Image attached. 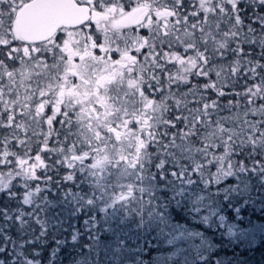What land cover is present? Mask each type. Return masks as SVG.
Segmentation results:
<instances>
[{
    "label": "snow or ice",
    "instance_id": "obj_1",
    "mask_svg": "<svg viewBox=\"0 0 264 264\" xmlns=\"http://www.w3.org/2000/svg\"><path fill=\"white\" fill-rule=\"evenodd\" d=\"M79 173L87 206L140 216L159 187L264 183V0H0V236L46 237L49 185Z\"/></svg>",
    "mask_w": 264,
    "mask_h": 264
},
{
    "label": "trees",
    "instance_id": "obj_2",
    "mask_svg": "<svg viewBox=\"0 0 264 264\" xmlns=\"http://www.w3.org/2000/svg\"><path fill=\"white\" fill-rule=\"evenodd\" d=\"M239 183L226 178L217 191L201 181L179 196L173 187H159L158 203L140 216L109 197L87 206L86 197L99 189L91 173H79L75 183L49 185L46 237L36 236L35 224L31 231L14 224L12 239L0 236V264H264V183L251 177L246 190H230ZM105 184L116 190L114 181ZM19 188L12 186L13 199L0 190V208L19 207ZM201 196L215 209L208 221L195 210ZM86 216L95 224H85Z\"/></svg>",
    "mask_w": 264,
    "mask_h": 264
}]
</instances>
